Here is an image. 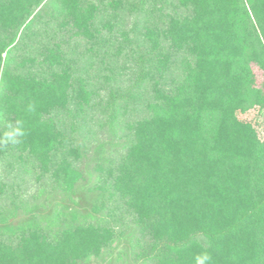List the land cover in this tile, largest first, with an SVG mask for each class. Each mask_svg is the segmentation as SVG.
Wrapping results in <instances>:
<instances>
[{"label":"trees","instance_id":"16d2710c","mask_svg":"<svg viewBox=\"0 0 264 264\" xmlns=\"http://www.w3.org/2000/svg\"><path fill=\"white\" fill-rule=\"evenodd\" d=\"M253 109L264 0H0V264H264Z\"/></svg>","mask_w":264,"mask_h":264},{"label":"rangeland","instance_id":"374dc122","mask_svg":"<svg viewBox=\"0 0 264 264\" xmlns=\"http://www.w3.org/2000/svg\"><path fill=\"white\" fill-rule=\"evenodd\" d=\"M257 77L259 79H261V72L257 71L256 69H254ZM257 111L256 109H253L251 111H249L246 115V118L248 119H251L252 122L254 123L256 129L258 130V133H259V136L261 138H264V114L263 115H257L256 114ZM23 193H25L26 195L28 194L31 195V194H35L36 195V185L34 184V182L31 180V179H26L23 183ZM59 197H57L56 194H51L49 195L48 197H41L40 200H41V203L44 202V200H58ZM22 216V215H21ZM122 246L118 247V248H114L115 250H121ZM114 250V252H115ZM114 255V254H113ZM113 255H105L103 260H91L89 262V264H110L112 263L114 260Z\"/></svg>","mask_w":264,"mask_h":264},{"label":"clouds","instance_id":"9594fccd","mask_svg":"<svg viewBox=\"0 0 264 264\" xmlns=\"http://www.w3.org/2000/svg\"><path fill=\"white\" fill-rule=\"evenodd\" d=\"M18 134H20L19 130H14V132L8 134V137H9V139H12L15 135H18ZM207 258L208 257L205 256L202 259H198L197 264H204V260H206Z\"/></svg>","mask_w":264,"mask_h":264}]
</instances>
